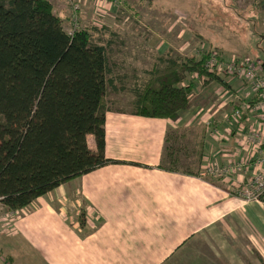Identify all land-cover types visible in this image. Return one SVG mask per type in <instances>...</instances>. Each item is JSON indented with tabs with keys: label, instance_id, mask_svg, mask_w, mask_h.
<instances>
[{
	"label": "crops",
	"instance_id": "1",
	"mask_svg": "<svg viewBox=\"0 0 264 264\" xmlns=\"http://www.w3.org/2000/svg\"><path fill=\"white\" fill-rule=\"evenodd\" d=\"M47 1L55 15L57 6L60 16L67 13L61 0ZM260 27V35H264V26ZM154 69L144 72L148 78ZM220 79L225 84L215 83L226 91L232 90L234 100H228L237 102L231 111L226 102L208 110L205 94L198 90V82L193 81L188 108L176 120L146 118L133 115L129 109L112 108L106 102L107 90L121 91L112 82L104 97L107 107L104 156L110 163L63 184L75 188L77 183L79 195L85 201L86 221L81 219L79 227L85 226L84 237L77 238L65 221L48 209L35 213L28 227L35 233L38 228L63 232V242H59L63 250L59 256L73 258V264H171V261L174 264H264V200L248 202L232 192L247 182L253 172L263 169L252 148L242 145L246 130L255 124L256 117L236 100L241 90L248 91L245 84ZM211 83L214 82L204 81L202 86H213ZM190 98H195L192 105ZM116 99L120 96L110 102L114 104ZM236 108L243 112L242 132L229 119ZM210 118L213 127L220 131L201 135L205 140L202 160L195 167L198 177L161 170L167 128L177 127L172 123L189 127ZM86 143L89 150H96L93 136L88 135ZM250 162L255 165L252 170ZM229 163L235 166L236 173L205 174L207 167L226 168ZM202 175L211 179H203ZM58 190L60 187L52 192ZM17 240L16 237L11 241ZM42 243L46 244L44 240L31 244L44 249Z\"/></svg>",
	"mask_w": 264,
	"mask_h": 264
},
{
	"label": "trees",
	"instance_id": "2",
	"mask_svg": "<svg viewBox=\"0 0 264 264\" xmlns=\"http://www.w3.org/2000/svg\"><path fill=\"white\" fill-rule=\"evenodd\" d=\"M208 54L200 59H165L162 68H155L134 87L132 114L176 120L188 108L193 81L187 83L186 76L193 73L205 76L206 84H225L204 71ZM109 72L105 47L86 30L69 37L47 0H0V202L4 207L25 209L62 184L110 163L104 156ZM88 135L94 138V152L87 147ZM184 136L180 130L167 129L161 170L180 173L179 156L196 157L191 148L182 152L175 146ZM202 156L200 138L197 166ZM184 169L182 174L199 175L195 168Z\"/></svg>",
	"mask_w": 264,
	"mask_h": 264
},
{
	"label": "rangeland",
	"instance_id": "3",
	"mask_svg": "<svg viewBox=\"0 0 264 264\" xmlns=\"http://www.w3.org/2000/svg\"><path fill=\"white\" fill-rule=\"evenodd\" d=\"M61 1L67 13L60 16L58 6L55 13L63 19L64 31L73 29L71 12L68 14V10L72 4H79L75 30H88L92 40L106 49L108 69L111 72L108 78L113 85L121 88L118 93L110 88L107 90L106 102L112 104V108L131 111L133 88L148 78L144 72L162 68L165 59H200L206 52H215L224 58L236 55L264 62V40H261L264 35H260V26H264V2L259 0H101V7H96V0ZM97 8L102 11L99 12ZM258 8L260 13L257 12ZM192 76H186L187 83L194 81ZM198 84V90L205 94L208 110L216 109L222 102H226L230 111L232 105H237V102L228 100L233 97L232 90L226 91V88L215 82L211 83L213 86ZM118 96L120 99H116V105L110 102ZM194 99L190 98L191 105ZM171 125H177L172 129L185 133L184 138L178 137L175 146L181 148L182 152L187 147L197 153L196 157L193 154L185 158L180 155L183 164L177 170L184 172L186 166L194 169L197 166L195 161L201 135L204 137L220 130L213 127L211 118L189 127H185L184 123ZM221 129H224V124ZM253 163L250 162L251 170L255 166ZM201 178L208 180L210 176L202 175ZM62 185L59 186L60 190L36 199L25 209L11 211L0 206V264H73V258L59 256L63 250L59 245L60 241L63 242V232L55 228H38L35 233L34 229L28 227L35 213L48 209L56 213L53 216L62 218L77 238L84 237L85 226L79 227L81 219L86 221L85 201L79 195L78 184L74 183L75 188ZM41 232L43 234H39ZM5 235L8 236L2 238ZM16 237L18 240L13 243L11 240ZM42 240L46 242L40 245L44 249L31 244ZM13 246L16 250L12 249ZM171 264H174L173 261Z\"/></svg>",
	"mask_w": 264,
	"mask_h": 264
},
{
	"label": "built area",
	"instance_id": "4",
	"mask_svg": "<svg viewBox=\"0 0 264 264\" xmlns=\"http://www.w3.org/2000/svg\"><path fill=\"white\" fill-rule=\"evenodd\" d=\"M264 2V0H259ZM101 0H96L95 5H102ZM99 12L101 8H97ZM80 11L79 4H72L71 6V22L73 29L67 30L66 34L71 37L75 28L78 25V13ZM204 71L207 74L214 75L219 78L228 80L229 82L236 81L242 82L248 88V91L242 94H237L236 100L239 101L240 107L247 110L250 114H254L256 117L255 124L251 125L247 130V136L242 142L244 147L250 146L253 153L258 156V164L260 167L264 165V62L259 59L254 61L250 58H240L236 55L230 57H222L215 52H209L206 56L204 65ZM194 81L202 83L205 81V77L192 74ZM251 99L249 102L248 99ZM241 108H236L231 112L229 117L231 123L234 124L238 132H242L243 128L241 122L243 112ZM228 171L236 173L235 166H231L229 163L225 167H207L205 168V174L212 176H222ZM235 195L242 197L246 201H260L264 200V170H257L252 173L247 182L242 186L232 190ZM0 206H3L0 202Z\"/></svg>",
	"mask_w": 264,
	"mask_h": 264
}]
</instances>
